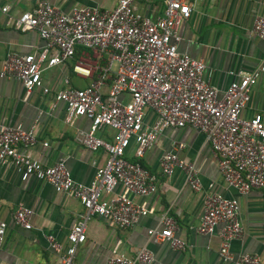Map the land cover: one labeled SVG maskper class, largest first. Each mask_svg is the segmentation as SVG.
<instances>
[{"label": "built area", "instance_id": "built-area-1", "mask_svg": "<svg viewBox=\"0 0 264 264\" xmlns=\"http://www.w3.org/2000/svg\"><path fill=\"white\" fill-rule=\"evenodd\" d=\"M135 1L117 0L115 8L105 11L75 7L66 14L48 0H39L33 10L10 22L17 30L37 31L46 43L38 53L8 54L3 63L0 76L21 82L27 92L43 88L47 93L43 72L72 59L78 46L91 50L99 58L95 68L82 61L73 66V71L83 77L97 71L90 84L84 88L69 86L55 94V100L65 105L66 123L78 117L91 122L89 130L79 133L78 141L90 150L102 149L108 154L105 163L96 166L90 183L75 181L63 160L47 166L22 152L20 146L30 147L36 142L33 129L20 125L0 127V166L12 164L19 168L22 180L34 177L48 182L56 192L73 196L84 207L67 234L65 247L48 236L51 247L60 253L58 264H75L76 250L86 240V224L91 216L103 217L118 228H129L148 214L146 206L133 197L154 194L159 178L140 159L167 128L192 127L203 133L226 185L239 194L259 189L264 196L263 116L259 113L249 118L242 116L264 65L238 72L237 79L219 95V90L205 79L204 61L179 52L177 47L178 27L190 17L194 0H166L162 15L155 20L143 16L135 8ZM7 10L8 6L2 8L4 12ZM251 32L264 39V16H255ZM106 85L107 91L103 92ZM123 95L129 96V100L123 101ZM146 110L154 114L153 123L145 121ZM105 127L113 131L111 141L96 134ZM132 141L136 146L135 160L126 157ZM43 144L46 146L47 142ZM182 148L183 143L174 142L172 150L161 156L159 174L168 177L180 170L185 183L193 191H199L198 170L194 162L179 156ZM118 186L131 195L116 193ZM32 214L31 208L19 204L14 220L30 229ZM178 229L176 220L164 214L159 226L147 233L155 243L184 250L187 243L177 236ZM197 231L217 233L223 262L262 264L258 254L235 257L230 251L231 241L242 234L237 198L209 191L203 200ZM5 233L6 223L1 222L0 247ZM153 261V254L145 247L134 256H126L116 248L107 264Z\"/></svg>", "mask_w": 264, "mask_h": 264}, {"label": "crops", "instance_id": "crops-1", "mask_svg": "<svg viewBox=\"0 0 264 264\" xmlns=\"http://www.w3.org/2000/svg\"><path fill=\"white\" fill-rule=\"evenodd\" d=\"M38 1L0 0V72L8 54H33L45 48L46 43L37 31L17 30L10 23L21 13L33 10ZM48 1L66 14L75 7L105 11L117 4V0ZM165 1L136 0L134 5L143 16L155 20L162 15ZM5 6H8L6 12L2 11ZM258 15L264 16V0H194L190 17L178 27L179 52L204 61L205 79L219 90V95L237 79L238 72L264 65V39L251 32ZM79 61L95 68L99 58L91 50L78 46L72 59L43 72L42 82L49 89L47 93L43 88L27 92L21 82L0 76V127L20 125L33 129L36 142L30 147L20 146V150L47 166L63 160L75 181L88 184L94 178L96 166H102L108 154L102 149L90 150L78 141L79 133L90 129V120L78 117L66 123L65 105L55 100L58 91L69 86L84 88L96 78L97 71L90 77L76 74L73 66ZM107 86L103 92L107 91ZM121 99L126 102L129 96L123 95ZM256 113L264 120V71L251 89L242 116L249 118ZM154 120V114L146 110L145 121L150 124ZM96 134L107 141L113 139V131L107 127ZM174 142L184 144L179 156L195 163L201 182L199 191H193L185 183L180 170L168 177L159 174V160L172 150ZM135 148L132 141L126 150L128 159L135 160ZM140 162L159 178L154 194L133 197L146 206L148 214L129 228H118L103 217L91 216L86 224V240L77 247L75 264H107L116 248L126 256H134L143 247L154 256L151 264H231L220 258V238L216 232L197 231L204 197L211 190L239 201L242 234L231 241V253L235 257L258 254L264 264V196L259 189L239 194L226 185L203 133L192 127L167 128ZM116 193L131 195L122 186L116 188ZM19 204L33 210L30 229L19 226L14 220ZM83 211L78 199L56 192L48 182L34 177L22 180L19 168L12 164L0 166V223H6L0 264H58L60 253L51 247L48 236L65 247L67 234ZM164 214L176 220L177 236L187 243L184 250L172 249L166 243H155L149 238L147 231L159 226Z\"/></svg>", "mask_w": 264, "mask_h": 264}]
</instances>
